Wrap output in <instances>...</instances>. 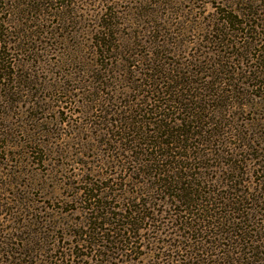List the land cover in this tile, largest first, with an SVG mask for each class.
I'll return each instance as SVG.
<instances>
[{
    "label": "trees",
    "instance_id": "1",
    "mask_svg": "<svg viewBox=\"0 0 264 264\" xmlns=\"http://www.w3.org/2000/svg\"><path fill=\"white\" fill-rule=\"evenodd\" d=\"M262 1H225L216 16L201 23L203 44L186 47L191 53L185 59L175 56L177 39L168 43L166 34L165 44H158L157 30L148 53H135L134 38L122 43L114 17L106 10L101 14L90 63L83 61L80 70L96 83L83 109L89 104L86 116L94 130L89 147L101 152L91 166L76 159L88 157L84 143L71 153L67 159L82 167L81 186L71 197L60 194L77 203L82 216L68 221L52 208L51 214L40 209V217H33L32 200L14 189V175L24 173H0V264H84L83 258L89 264H135L131 252L144 232L149 264L163 259V264H264V121L237 125L228 119L233 110L251 105L243 101L241 85L254 88L251 95L264 105ZM72 4L0 0V167L21 151L32 159L40 152V162L47 161V152L39 150L43 142L11 122L22 117L12 105L25 90L33 91L31 97L40 92V83L30 77L40 55L26 54L39 49L42 35L56 34L44 25L50 18L72 17ZM247 56L257 61L255 68L245 65ZM88 81L82 86L89 87ZM50 86L41 89L76 103L71 89ZM45 106L40 103V113L53 112ZM159 205L165 209H155ZM154 214L169 216L176 234L168 242L159 228V237L149 236L152 223L167 228ZM159 244L174 252L159 253Z\"/></svg>",
    "mask_w": 264,
    "mask_h": 264
},
{
    "label": "rangeland",
    "instance_id": "2",
    "mask_svg": "<svg viewBox=\"0 0 264 264\" xmlns=\"http://www.w3.org/2000/svg\"><path fill=\"white\" fill-rule=\"evenodd\" d=\"M225 1L235 0H72L73 4L69 8L73 11L71 18L63 22L62 20L50 18L44 24L49 27L48 32L54 27L56 34H53V36L42 35L41 42L36 44L39 49L33 52L29 51L30 54H26V57L40 55L39 60L33 64L34 68L30 72L31 79L37 83L36 86L40 83V92L35 97H31L33 91L27 92L25 90L22 93L21 102L12 105V109L16 113L18 111L22 112V117H15L11 122L21 123L25 126L26 131L29 128L30 134L35 135L36 141L39 144L43 142L44 146H39V150L47 152V161L40 162V158H37L40 156V152L38 156L36 155V158L32 159V157L29 158L27 154L21 151L20 156L10 158L12 162L0 167V173H9L10 171L24 173L14 175V181L17 182L14 189L21 196H27L32 200L30 210L33 217L35 214L40 217V209H45L47 214H51L50 209L52 208L57 210L61 216L67 218L68 221H77L82 216L80 206L77 203L74 201L72 203L61 196L71 197V195H74L75 189L81 186L78 182L80 181L82 167L73 164L67 158L71 157L72 152H77L83 143L85 147H89L92 144L90 138L94 135V130L88 124L89 117L86 116L89 104L86 106L85 111L83 106L89 100L88 95L96 88V83H93L90 77L80 70L84 68L83 61L90 63L91 37L94 31L98 29L101 14L106 10L114 17V22L117 24L116 30L122 43H125L126 39L134 38L139 45L134 50L135 53H148V45L152 40L150 37L155 35L156 32L154 31L157 30L161 33L158 44L161 46L165 44L162 41L166 39L163 36L166 34L169 38L168 43L173 38L177 39L180 42L176 44V50L178 49V51L175 56H177V59H185L187 54L191 53L190 49L185 50L186 47L193 44H195L194 47H197L198 44H203L198 40L203 35V32L199 31L201 23H206L214 15L216 16V12L223 8L222 4ZM260 4L264 5V1ZM158 26H160V29ZM166 47L169 48L170 46ZM165 54L167 55L166 59L172 57L170 54ZM252 57H245V65L255 68L257 61ZM30 67L31 65L28 68ZM88 79L87 85L89 87L82 86L81 82ZM50 85H58V87L64 85L71 89L70 94H75L74 100L76 103L68 102V99L65 103V98H60V101H58L59 99L56 97L59 93L53 92L49 88L41 89ZM241 87L243 88L242 91L246 92V95L242 96L243 101H249L251 105L243 110H233L228 119L236 121L237 125H244V122L249 120L262 123L264 121V105L251 95L255 89L247 85H241ZM58 91H60V88ZM40 103L41 107L48 105L49 108H53V112L40 113ZM250 131L253 132L254 130L250 129ZM261 131L264 133V127H261ZM74 143H78V145L76 146ZM101 149L105 151L106 148L102 147ZM10 151L14 150L10 149ZM100 152L101 150L96 152L90 148L85 152L87 158H81V156L78 158L77 156L76 159L91 163L89 166L97 165L98 161L95 154H100ZM61 165L62 167H59ZM15 166H18V168ZM242 172L245 174V168ZM254 177L255 175H253V179H257L259 176ZM243 178L252 179L248 175ZM13 185L8 187L7 190L11 189ZM24 185H29V188L23 189ZM13 191L10 190L9 192L12 193ZM8 194L5 196H8ZM155 209L164 210L165 208L159 205ZM166 210L168 212V209ZM152 217L164 223L167 228L162 230L159 227V222L152 223L153 233L149 236L159 237V233L156 234V230L159 228L162 232L160 238L164 242H168L176 234L175 230L170 228L169 216L154 214ZM147 234L148 232L140 234L141 236L145 235L143 240L139 237L136 239L138 249L135 253L131 252L130 256L135 264L151 263L148 261V253L151 247L147 241ZM141 245L143 247H140ZM156 247L161 248L158 250L159 253L164 252L171 255L174 252L170 247L163 248L164 246L161 244L156 245ZM77 251L80 253L81 249ZM81 253H87V251ZM76 261H79V258H76ZM83 261L84 264L90 263L89 258H83ZM154 262L163 264L165 261L163 259V261L155 260ZM112 264L120 263L114 261Z\"/></svg>",
    "mask_w": 264,
    "mask_h": 264
}]
</instances>
